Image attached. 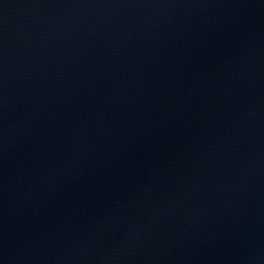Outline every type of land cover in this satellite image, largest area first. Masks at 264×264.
I'll list each match as a JSON object with an SVG mask.
<instances>
[{
    "label": "water",
    "instance_id": "95a60500",
    "mask_svg": "<svg viewBox=\"0 0 264 264\" xmlns=\"http://www.w3.org/2000/svg\"><path fill=\"white\" fill-rule=\"evenodd\" d=\"M0 264H264V0H0Z\"/></svg>",
    "mask_w": 264,
    "mask_h": 264
}]
</instances>
